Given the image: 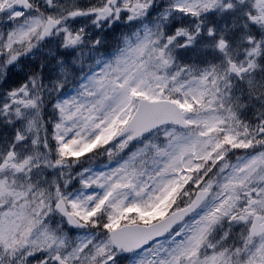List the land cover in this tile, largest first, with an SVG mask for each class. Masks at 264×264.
Returning a JSON list of instances; mask_svg holds the SVG:
<instances>
[{"label": "snow or ice", "instance_id": "snow-or-ice-1", "mask_svg": "<svg viewBox=\"0 0 264 264\" xmlns=\"http://www.w3.org/2000/svg\"><path fill=\"white\" fill-rule=\"evenodd\" d=\"M0 264H264V0H0Z\"/></svg>", "mask_w": 264, "mask_h": 264}]
</instances>
